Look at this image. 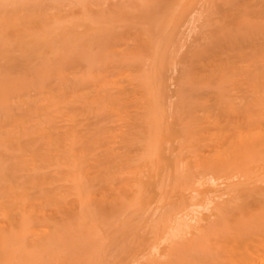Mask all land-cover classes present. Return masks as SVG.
Masks as SVG:
<instances>
[{"label":"bare ground","instance_id":"6f19581e","mask_svg":"<svg viewBox=\"0 0 264 264\" xmlns=\"http://www.w3.org/2000/svg\"><path fill=\"white\" fill-rule=\"evenodd\" d=\"M112 1L0 0V264H264V0Z\"/></svg>","mask_w":264,"mask_h":264},{"label":"rangeland","instance_id":"374dc122","mask_svg":"<svg viewBox=\"0 0 264 264\" xmlns=\"http://www.w3.org/2000/svg\"><path fill=\"white\" fill-rule=\"evenodd\" d=\"M116 1L117 0H113L112 2H116ZM200 5H202V2L199 4V6ZM62 8L65 10H63ZM70 10H72L70 7L65 6V7H61V9L55 12L54 14H57L59 12L61 13L70 12ZM21 11H25V9ZM189 19L186 20V22L179 31L173 30L172 36L175 38V44L174 47H168L167 49H177L179 54H183L186 56L192 55L194 53L196 46L201 42V38L203 35L202 33L195 32L193 30L188 31V26L190 25ZM165 32H167V29H165ZM92 54H97L96 48L92 50Z\"/></svg>","mask_w":264,"mask_h":264}]
</instances>
